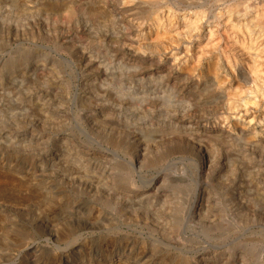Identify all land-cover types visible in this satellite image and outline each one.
<instances>
[{"label":"rangeland","instance_id":"rangeland-1","mask_svg":"<svg viewBox=\"0 0 264 264\" xmlns=\"http://www.w3.org/2000/svg\"><path fill=\"white\" fill-rule=\"evenodd\" d=\"M263 16L0 0V264H264Z\"/></svg>","mask_w":264,"mask_h":264},{"label":"bare ground","instance_id":"bare-ground-1","mask_svg":"<svg viewBox=\"0 0 264 264\" xmlns=\"http://www.w3.org/2000/svg\"><path fill=\"white\" fill-rule=\"evenodd\" d=\"M149 1H156V0H149ZM161 1V0H160ZM171 1V0H170ZM181 1V0H180ZM160 3V2H159ZM168 3V2H167ZM156 4V3H155ZM233 4V3H232ZM201 5V4H200ZM234 5H235V2H234ZM234 5H232L231 6V8L234 6ZM237 5V4H236ZM246 7H247V5H246ZM230 8V11L232 10ZM236 11V10H235ZM156 13V12H155ZM253 13V12H252ZM238 14V13H237ZM240 15H241V13H239ZM244 14V13H243ZM170 15V14H169ZM255 15H256V13H255ZM242 16V15H241ZM245 16V15H244ZM235 18V17H234ZM237 18V17H236ZM252 18H254L253 16H252ZM155 19L156 20H158L157 19V17H155ZM260 20H264V16L262 17V18H259ZM258 19V20H259ZM254 20H256V19H254ZM159 21H157V23H158ZM258 22V21H257ZM256 22V23H257ZM262 22V21H261ZM168 25V24H167ZM230 25V24H229ZM232 25V24H231ZM236 26V25H235ZM237 27V26H236ZM233 28V27H232ZM247 29V28H246ZM247 30H249V29H247ZM162 31V30H161ZM238 31V30H237ZM165 32V31H164ZM239 32V31H238ZM246 32V31H245ZM210 33V32H209ZM242 34V33H241ZM165 36H167V35H165ZM154 38V37H153ZM158 40V39H157ZM234 41V40H233ZM211 42V41H210ZM210 44V43H209ZM240 44V43H239ZM242 45V43L240 44V46ZM241 48H243V47H241ZM170 49H171V45H170ZM213 50V49H212ZM214 51H216V50H214ZM202 53V52H201ZM256 62V61H255ZM254 62V63H255ZM192 63V62H191ZM182 66V65H181ZM184 71H185V73L187 74V75H189V76H191L192 74V67H188V66H183V68H182ZM255 70V69H254ZM208 73H209V76L210 77H212L213 78V80H214V82L217 84V86L218 87H220L221 86V84L223 83V79H221L220 78V76H219V73L217 72V70L215 69V67L213 68V69H209L208 70ZM235 103H233V101H228L227 103H226V106H227V108L229 109V108H231L232 106H235L234 105ZM241 125V124H240ZM240 127H242L241 128V130H245V127H243V126H240ZM240 130V129H239ZM191 134H193L192 132H191ZM189 135V134H188ZM254 139V138H253ZM209 150H211V149H209ZM215 154V153H214ZM207 161L209 160V158L208 159H206ZM209 162H210V160H209Z\"/></svg>","mask_w":264,"mask_h":264}]
</instances>
